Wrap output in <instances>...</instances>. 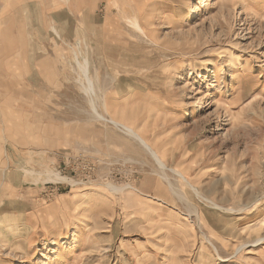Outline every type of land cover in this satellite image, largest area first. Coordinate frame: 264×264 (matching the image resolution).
<instances>
[{
  "label": "rangeland",
  "instance_id": "374dc122",
  "mask_svg": "<svg viewBox=\"0 0 264 264\" xmlns=\"http://www.w3.org/2000/svg\"><path fill=\"white\" fill-rule=\"evenodd\" d=\"M1 23L0 264H264V0H0Z\"/></svg>",
  "mask_w": 264,
  "mask_h": 264
},
{
  "label": "bare ground",
  "instance_id": "6f19581e",
  "mask_svg": "<svg viewBox=\"0 0 264 264\" xmlns=\"http://www.w3.org/2000/svg\"><path fill=\"white\" fill-rule=\"evenodd\" d=\"M132 23L134 25V27L136 28V30L138 32H140L141 34H143L144 36H148L147 33L145 32L144 28L141 25L140 20L138 19V17H133ZM77 60V59H76ZM78 65L80 67V70L82 71V74L85 78V81L87 82L86 85V90L87 93L89 94L90 97V103L95 111V116L100 119V120H104L106 121L107 119H105V117L103 115H101L98 110H97V104H96V98H97V92L96 91V84L90 79L89 75H88V66L85 62H80L78 59ZM83 87V86H82ZM85 89V88H84ZM100 93V92H98ZM99 95V94H98ZM101 97V96H100ZM113 124L117 127H121V129L123 131H125L128 135L135 137L137 140L140 141V143L142 144L143 148L146 149L149 154L153 157V159L156 161V163L158 164V166L160 167L161 170H165L167 169V166L165 164L164 161H162L160 154L157 152L156 148L153 147V145L149 144L147 140L144 139V137H142L140 134L135 133L133 130L129 129V128H125L122 124H119L117 121H115L114 119H110ZM109 120V121H110ZM108 121V120H107ZM179 173V172H178ZM65 180V179H64ZM72 181V180H71ZM74 181V180H73ZM113 191H115L116 193H122L124 190V188H116V187H111ZM214 205V204H213ZM215 207V206H214ZM219 208V207H218ZM196 210V208L194 209ZM193 213V212H192ZM196 215V212H194ZM1 224V223H0ZM262 240L258 239L256 241V243H260ZM255 243V244H256ZM212 245V244H211ZM213 249L217 252V249L212 246ZM240 251V249L237 247L234 251V254H237ZM215 253V252H214ZM239 255V254H238Z\"/></svg>",
  "mask_w": 264,
  "mask_h": 264
},
{
  "label": "crops",
  "instance_id": "0c3cea01",
  "mask_svg": "<svg viewBox=\"0 0 264 264\" xmlns=\"http://www.w3.org/2000/svg\"><path fill=\"white\" fill-rule=\"evenodd\" d=\"M2 35V23L0 24V36Z\"/></svg>",
  "mask_w": 264,
  "mask_h": 264
}]
</instances>
